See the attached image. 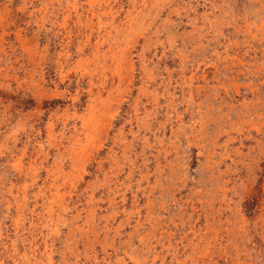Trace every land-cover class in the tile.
<instances>
[{
    "label": "rangeland",
    "instance_id": "obj_1",
    "mask_svg": "<svg viewBox=\"0 0 264 264\" xmlns=\"http://www.w3.org/2000/svg\"><path fill=\"white\" fill-rule=\"evenodd\" d=\"M0 264H264V0H0Z\"/></svg>",
    "mask_w": 264,
    "mask_h": 264
},
{
    "label": "bare ground",
    "instance_id": "obj_2",
    "mask_svg": "<svg viewBox=\"0 0 264 264\" xmlns=\"http://www.w3.org/2000/svg\"><path fill=\"white\" fill-rule=\"evenodd\" d=\"M26 49V48H25ZM87 62V61H86ZM92 182V181H91ZM94 232V231H93ZM160 237V236H159ZM214 237V236H213Z\"/></svg>",
    "mask_w": 264,
    "mask_h": 264
}]
</instances>
